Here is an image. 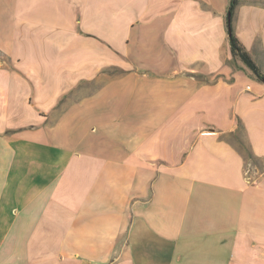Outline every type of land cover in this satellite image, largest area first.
<instances>
[{"label": "crops", "instance_id": "crops-1", "mask_svg": "<svg viewBox=\"0 0 264 264\" xmlns=\"http://www.w3.org/2000/svg\"><path fill=\"white\" fill-rule=\"evenodd\" d=\"M228 3L0 0V264H264L233 140L264 161V83ZM233 28L264 74V0Z\"/></svg>", "mask_w": 264, "mask_h": 264}, {"label": "trees", "instance_id": "trees-1", "mask_svg": "<svg viewBox=\"0 0 264 264\" xmlns=\"http://www.w3.org/2000/svg\"><path fill=\"white\" fill-rule=\"evenodd\" d=\"M241 0H229L228 7H227V34L229 39V46L230 51L233 59H237L241 61V63L253 74L256 79L262 83H264V74H262L260 68L256 65V63L253 61L251 56L248 54V52L245 50V48L242 46V44L239 42V40L236 38L234 34V28H233V18L235 15V11L237 6L239 5ZM237 130L236 134L242 132L243 133V127L241 126L240 122H237ZM238 139V138H237ZM247 158L249 160H257L259 159L256 157L253 152L250 149H247ZM247 160V159H246Z\"/></svg>", "mask_w": 264, "mask_h": 264}, {"label": "rangeland", "instance_id": "rangeland-1", "mask_svg": "<svg viewBox=\"0 0 264 264\" xmlns=\"http://www.w3.org/2000/svg\"><path fill=\"white\" fill-rule=\"evenodd\" d=\"M0 59H3L1 55H0ZM107 72L109 74H117L120 71L118 69L110 68L107 70ZM233 140L236 142L237 146L242 149L244 156L247 158V154H246L247 152L246 151L248 148H247L246 142L244 140L243 133L240 132V133L236 134L235 138H233ZM246 168L250 170V171H248L246 169L247 175H249L251 177V180L253 181L254 179H252V177L257 176V174H255V173H259V171L261 172L263 170L264 161L262 159H257V160L254 159L251 161L247 158Z\"/></svg>", "mask_w": 264, "mask_h": 264}]
</instances>
